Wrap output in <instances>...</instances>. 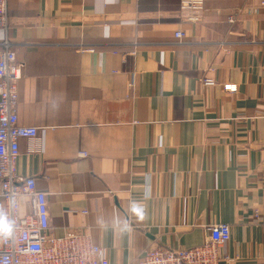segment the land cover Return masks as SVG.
Listing matches in <instances>:
<instances>
[{
    "label": "crops",
    "instance_id": "1",
    "mask_svg": "<svg viewBox=\"0 0 264 264\" xmlns=\"http://www.w3.org/2000/svg\"><path fill=\"white\" fill-rule=\"evenodd\" d=\"M6 6L17 123L37 129L16 173L46 194L49 235L139 264L223 223L219 264H264V0H204L194 21L180 0Z\"/></svg>",
    "mask_w": 264,
    "mask_h": 264
},
{
    "label": "built area",
    "instance_id": "2",
    "mask_svg": "<svg viewBox=\"0 0 264 264\" xmlns=\"http://www.w3.org/2000/svg\"><path fill=\"white\" fill-rule=\"evenodd\" d=\"M204 0H180V8L196 19ZM7 0H0V29H7ZM229 22L233 20L228 19ZM174 38L185 37L176 31ZM23 64L17 61L7 39L0 41V264H108L103 250L87 234L49 235L46 194L36 188L33 177L16 173L19 140L32 141L37 129L17 123V82ZM205 86L213 81L204 80ZM228 93L236 86L225 85ZM28 211L20 212V199ZM207 241L190 249L152 248L145 251L139 264H219V249L230 238L227 224L207 229ZM227 260V259H226Z\"/></svg>",
    "mask_w": 264,
    "mask_h": 264
}]
</instances>
